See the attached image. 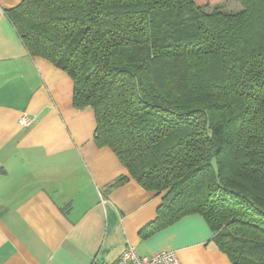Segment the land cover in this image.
Here are the masks:
<instances>
[{
	"label": "trees",
	"instance_id": "trees-1",
	"mask_svg": "<svg viewBox=\"0 0 264 264\" xmlns=\"http://www.w3.org/2000/svg\"><path fill=\"white\" fill-rule=\"evenodd\" d=\"M218 1L22 0L7 13L73 79L74 106L94 109L97 144L163 193L159 221L199 213L233 264H264V0Z\"/></svg>",
	"mask_w": 264,
	"mask_h": 264
},
{
	"label": "crops",
	"instance_id": "crops-1",
	"mask_svg": "<svg viewBox=\"0 0 264 264\" xmlns=\"http://www.w3.org/2000/svg\"><path fill=\"white\" fill-rule=\"evenodd\" d=\"M21 1L0 0V264H114L128 246L233 264L201 214L158 220L163 193L97 144L94 109L74 106L73 79L28 51L7 13ZM25 113L37 121L21 126Z\"/></svg>",
	"mask_w": 264,
	"mask_h": 264
},
{
	"label": "built area",
	"instance_id": "built-area-1",
	"mask_svg": "<svg viewBox=\"0 0 264 264\" xmlns=\"http://www.w3.org/2000/svg\"><path fill=\"white\" fill-rule=\"evenodd\" d=\"M36 121V116L32 117L27 113L19 119V123L23 127ZM114 264H182V262L177 253L172 250H160L151 255H142L134 246H128Z\"/></svg>",
	"mask_w": 264,
	"mask_h": 264
},
{
	"label": "rangeland",
	"instance_id": "rangeland-1",
	"mask_svg": "<svg viewBox=\"0 0 264 264\" xmlns=\"http://www.w3.org/2000/svg\"><path fill=\"white\" fill-rule=\"evenodd\" d=\"M215 6H219L222 10L227 12H234L242 9L240 0H221L213 5V7ZM213 7L210 10H213Z\"/></svg>",
	"mask_w": 264,
	"mask_h": 264
}]
</instances>
